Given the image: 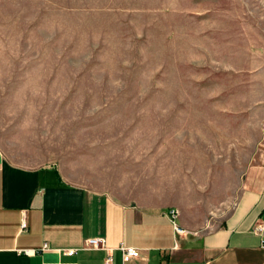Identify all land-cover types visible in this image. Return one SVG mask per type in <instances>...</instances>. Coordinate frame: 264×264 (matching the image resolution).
Listing matches in <instances>:
<instances>
[{"label":"rangeland","instance_id":"374dc122","mask_svg":"<svg viewBox=\"0 0 264 264\" xmlns=\"http://www.w3.org/2000/svg\"><path fill=\"white\" fill-rule=\"evenodd\" d=\"M0 139L121 198L173 166L217 226L264 144V0H0Z\"/></svg>","mask_w":264,"mask_h":264},{"label":"crops","instance_id":"0c3cea01","mask_svg":"<svg viewBox=\"0 0 264 264\" xmlns=\"http://www.w3.org/2000/svg\"><path fill=\"white\" fill-rule=\"evenodd\" d=\"M180 171L189 183V172ZM174 179L170 166V182L130 189L121 198L70 180L60 160L18 161L0 139V264H103L107 249L87 248L88 238H104L113 264H123L120 246L140 252L124 264H264V144L245 171L232 209L215 227L192 210L187 217L170 198ZM181 191L189 193L190 186ZM170 208L177 209L185 230L180 236Z\"/></svg>","mask_w":264,"mask_h":264},{"label":"built area","instance_id":"2783aa9c","mask_svg":"<svg viewBox=\"0 0 264 264\" xmlns=\"http://www.w3.org/2000/svg\"><path fill=\"white\" fill-rule=\"evenodd\" d=\"M168 215L170 217V220L172 222L173 228H174V232L175 235H182L185 230L184 228L178 223L177 219H178V211L176 208H170L168 211ZM24 226V224H23ZM85 246L87 248H106L107 249V255L105 256L104 260H103V264H113V258H112V254L110 252V249H108L105 246V240L104 238H88L85 240ZM46 246L44 245V248ZM120 251H121V260L122 263H126L129 262L131 260L137 259L140 256V252L137 248L132 247V246H120ZM22 252L24 254H31L34 253L35 250H31V249H24L22 250ZM65 254L68 255H72L74 253V249H65L64 250Z\"/></svg>","mask_w":264,"mask_h":264},{"label":"bare ground","instance_id":"6f19581e","mask_svg":"<svg viewBox=\"0 0 264 264\" xmlns=\"http://www.w3.org/2000/svg\"><path fill=\"white\" fill-rule=\"evenodd\" d=\"M74 252H75V250H74ZM113 258V257H112Z\"/></svg>","mask_w":264,"mask_h":264}]
</instances>
